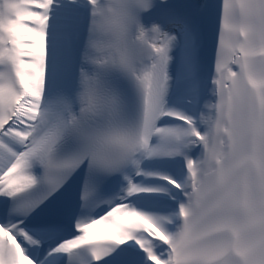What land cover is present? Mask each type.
Listing matches in <instances>:
<instances>
[{
  "label": "snow or ice",
  "instance_id": "1",
  "mask_svg": "<svg viewBox=\"0 0 264 264\" xmlns=\"http://www.w3.org/2000/svg\"><path fill=\"white\" fill-rule=\"evenodd\" d=\"M0 264H264V0H0Z\"/></svg>",
  "mask_w": 264,
  "mask_h": 264
}]
</instances>
